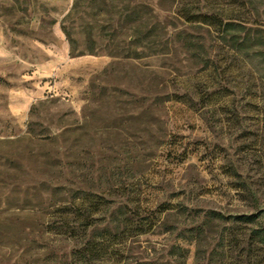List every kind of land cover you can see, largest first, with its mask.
<instances>
[{"label":"rangeland","instance_id":"1","mask_svg":"<svg viewBox=\"0 0 264 264\" xmlns=\"http://www.w3.org/2000/svg\"><path fill=\"white\" fill-rule=\"evenodd\" d=\"M0 264H264V0H0Z\"/></svg>","mask_w":264,"mask_h":264},{"label":"trees","instance_id":"2","mask_svg":"<svg viewBox=\"0 0 264 264\" xmlns=\"http://www.w3.org/2000/svg\"><path fill=\"white\" fill-rule=\"evenodd\" d=\"M198 16V18H205L203 21H201V20H196L197 22H202V23H206V24H211L210 23V21H209V19L208 18H212V20L213 19H217V17L216 16H214V15H207V14H203V15H201V14H199V15H197ZM224 21L223 20H221L220 21V24H222L224 27H229V26H231V21H225V23H223ZM215 214V213H214ZM235 219H247V220H249V219H251L252 218V215H250V216H244V215H240V216H237V217H234ZM71 230H73V229H71ZM70 235H72V236H74V230L73 231H71V233H70Z\"/></svg>","mask_w":264,"mask_h":264}]
</instances>
